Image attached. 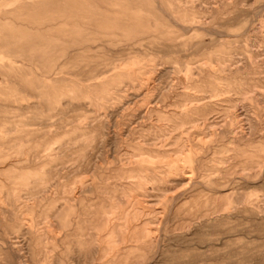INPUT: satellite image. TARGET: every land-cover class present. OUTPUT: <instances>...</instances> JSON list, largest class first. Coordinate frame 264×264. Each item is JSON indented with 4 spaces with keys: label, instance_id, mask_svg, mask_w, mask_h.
<instances>
[{
    "label": "rangeland",
    "instance_id": "374dc122",
    "mask_svg": "<svg viewBox=\"0 0 264 264\" xmlns=\"http://www.w3.org/2000/svg\"><path fill=\"white\" fill-rule=\"evenodd\" d=\"M0 264H264V0H0Z\"/></svg>",
    "mask_w": 264,
    "mask_h": 264
},
{
    "label": "bare ground",
    "instance_id": "6f19581e",
    "mask_svg": "<svg viewBox=\"0 0 264 264\" xmlns=\"http://www.w3.org/2000/svg\"><path fill=\"white\" fill-rule=\"evenodd\" d=\"M186 176H187V174H186Z\"/></svg>",
    "mask_w": 264,
    "mask_h": 264
}]
</instances>
